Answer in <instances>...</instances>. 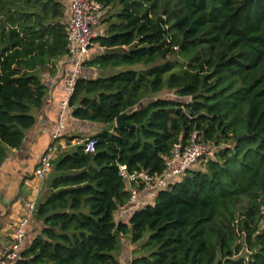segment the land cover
<instances>
[{"label":"trees","instance_id":"obj_1","mask_svg":"<svg viewBox=\"0 0 264 264\" xmlns=\"http://www.w3.org/2000/svg\"><path fill=\"white\" fill-rule=\"evenodd\" d=\"M63 0H0V164L45 101L42 73L68 53ZM114 9L84 62L71 116L105 126L51 162L40 233L14 264H264V0H98ZM127 113L132 127L116 128ZM213 147L146 207L115 214L128 174L160 175L192 132Z\"/></svg>","mask_w":264,"mask_h":264},{"label":"crops","instance_id":"obj_2","mask_svg":"<svg viewBox=\"0 0 264 264\" xmlns=\"http://www.w3.org/2000/svg\"><path fill=\"white\" fill-rule=\"evenodd\" d=\"M62 3L64 23L66 24L68 22V0H63ZM104 27L102 25L101 31L104 30ZM101 52L102 50L97 45L92 44L86 54L85 61ZM83 65L79 77L94 79L100 75L96 69L86 68ZM73 71V60L64 56L56 62L53 73L47 71L42 73V81L47 88V93L42 108L34 113L36 123L25 133L21 147L11 150L0 164V251L9 245L14 226L22 216L23 210L18 200L22 198L40 203L43 201L45 193L48 192L47 185L52 178V170L43 183L39 182L35 176L40 159L47 149L53 145L57 149V157L107 128L99 124L76 120L71 116L72 110H69L65 116V128L61 132L60 138L56 142L52 141L51 135L56 130L60 118V101ZM39 187L42 191L37 193ZM128 213V211L121 210L115 214V218L118 221L126 219ZM41 229L42 223L34 216L27 224L21 252L30 245ZM122 243L125 250L119 260L120 264H126L132 258L135 246L130 244L126 238H123Z\"/></svg>","mask_w":264,"mask_h":264},{"label":"built area","instance_id":"obj_3","mask_svg":"<svg viewBox=\"0 0 264 264\" xmlns=\"http://www.w3.org/2000/svg\"><path fill=\"white\" fill-rule=\"evenodd\" d=\"M106 8L98 0H68L67 41L68 53L65 55L73 60L74 71L68 79L64 94L60 101V118L56 130L51 139L56 142L65 128V116L71 109L70 98L74 91L76 80L79 77L82 65L86 60V54L92 45V41L100 33V26L106 13ZM96 141L90 138L82 141L81 146L87 154L95 152ZM213 147L206 142L202 133L192 132L185 143L174 146L171 154L165 158L164 170L160 175H148L145 172L128 174L124 166L119 168L124 186L129 192L127 206L123 211H133L151 204L158 192L170 189L172 184L182 180L185 172L193 170L197 165L212 155ZM57 149L52 145L42 155L36 169V179L43 183L50 172L51 162L56 157ZM41 187L38 192H41ZM23 213L17 220L11 241L0 251V264H14L20 257L21 244L26 236L28 222L36 215L38 201L18 200Z\"/></svg>","mask_w":264,"mask_h":264},{"label":"rangeland","instance_id":"obj_4","mask_svg":"<svg viewBox=\"0 0 264 264\" xmlns=\"http://www.w3.org/2000/svg\"><path fill=\"white\" fill-rule=\"evenodd\" d=\"M114 11H115L114 9H109V8H108V9L106 10V13H105L104 17H103V20L106 19V17H107L109 14L113 13ZM103 20H102V21H103ZM102 25H103V24L101 23L100 30H101V28H102ZM73 151H74V148H70L69 150H67L68 153H72ZM210 157L212 158V155L209 156L207 159H209ZM203 162H204V160L201 161V162L197 165V167L194 168V170H203V169H204V163H203ZM35 173H36V171H35ZM122 240H123V239L120 240V248H119V252H118V253L115 252V253H114L115 255H117V254L120 255V254H122L123 251L125 250V249H124L125 247H124V245H123V243H122Z\"/></svg>","mask_w":264,"mask_h":264},{"label":"water","instance_id":"obj_5","mask_svg":"<svg viewBox=\"0 0 264 264\" xmlns=\"http://www.w3.org/2000/svg\"><path fill=\"white\" fill-rule=\"evenodd\" d=\"M127 116V113H122L114 122V126L116 128H121V127H132L130 125H128L126 122H125V118ZM49 196V191L45 193L44 195V198H43V201H45L47 199V197Z\"/></svg>","mask_w":264,"mask_h":264}]
</instances>
